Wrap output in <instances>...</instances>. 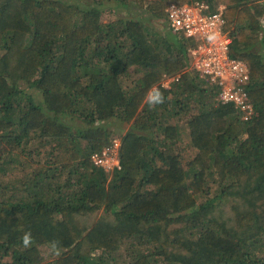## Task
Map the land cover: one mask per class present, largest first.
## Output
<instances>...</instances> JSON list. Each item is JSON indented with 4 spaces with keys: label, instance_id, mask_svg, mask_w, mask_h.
Returning <instances> with one entry per match:
<instances>
[{
    "label": "trees",
    "instance_id": "trees-1",
    "mask_svg": "<svg viewBox=\"0 0 264 264\" xmlns=\"http://www.w3.org/2000/svg\"><path fill=\"white\" fill-rule=\"evenodd\" d=\"M184 1L223 5L247 118L171 30ZM0 264H264V0H0Z\"/></svg>",
    "mask_w": 264,
    "mask_h": 264
},
{
    "label": "built area",
    "instance_id": "built-area-1",
    "mask_svg": "<svg viewBox=\"0 0 264 264\" xmlns=\"http://www.w3.org/2000/svg\"><path fill=\"white\" fill-rule=\"evenodd\" d=\"M222 4L211 11L205 3L184 1L170 3L167 8V21L171 30L195 44L190 47V65L208 84L216 86V99L219 102L234 101L245 112V118L251 113V106L245 102L244 87L249 80L247 64L240 58L229 55L231 35L224 29ZM172 78H166L162 84L168 85ZM118 141L91 155L93 162L104 170H111L118 164Z\"/></svg>",
    "mask_w": 264,
    "mask_h": 264
},
{
    "label": "clouds",
    "instance_id": "clouds-1",
    "mask_svg": "<svg viewBox=\"0 0 264 264\" xmlns=\"http://www.w3.org/2000/svg\"><path fill=\"white\" fill-rule=\"evenodd\" d=\"M147 103L149 107H154L157 104H162L164 103V96L163 93L159 89H153L149 92L147 96ZM22 242L25 247H29L32 243V237H31V232H26L22 236ZM58 242L53 241L51 242V248L54 252V254L59 255V250H58Z\"/></svg>",
    "mask_w": 264,
    "mask_h": 264
},
{
    "label": "rangeland",
    "instance_id": "rangeland-1",
    "mask_svg": "<svg viewBox=\"0 0 264 264\" xmlns=\"http://www.w3.org/2000/svg\"><path fill=\"white\" fill-rule=\"evenodd\" d=\"M135 13V15H141V11H138V10H136V11H134ZM144 18H142L145 22H149L151 25L150 26H157L156 25V23L154 22V21H151L150 20V18L147 16V18L144 16V15H142ZM109 19V15L108 14H106V13H104L103 15H102V17H101V20H103V21H107ZM176 37V36H175ZM199 74V73H198ZM170 82V81H169ZM168 82V83H169ZM118 131V130H117ZM117 141H118V136H116V137H114ZM113 138V139H114ZM46 252H48V251H46Z\"/></svg>",
    "mask_w": 264,
    "mask_h": 264
}]
</instances>
